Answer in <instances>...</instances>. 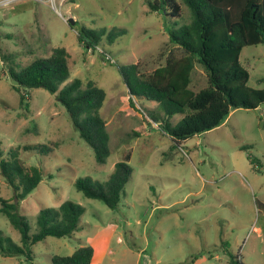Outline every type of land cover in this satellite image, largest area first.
I'll use <instances>...</instances> for the list:
<instances>
[{
    "label": "rangeland",
    "instance_id": "rangeland-1",
    "mask_svg": "<svg viewBox=\"0 0 264 264\" xmlns=\"http://www.w3.org/2000/svg\"><path fill=\"white\" fill-rule=\"evenodd\" d=\"M148 1L0 0L1 149L5 157L18 150L28 167L38 166L45 175L19 212L35 233L41 209L66 201L85 208L82 229L72 238L36 244L33 264H52L54 254L68 256L82 246L94 248L93 264H230L231 256L243 264H264V104L234 110L222 126L180 143L150 118L153 112L165 115L159 103L134 98L132 107L117 64L138 63L151 73L172 48L168 30L191 22L186 5L172 18L151 12ZM83 29L102 35L99 47L79 43ZM114 29L124 35L113 36ZM62 47L69 53V82L94 81L106 91L101 116L111 156L104 165L96 162L56 95L33 90L26 108L10 78L12 63L27 66ZM241 63L250 73L249 87L264 89V44L245 47ZM206 87L207 74L197 64L190 90ZM181 119L175 115L173 126ZM54 143L48 156L23 150ZM128 155L133 173L117 211L76 189L79 178L107 181ZM0 188L1 197L12 201L13 189L1 172ZM0 230L20 244V233L4 215ZM0 264L25 263L0 255Z\"/></svg>",
    "mask_w": 264,
    "mask_h": 264
},
{
    "label": "trees",
    "instance_id": "trees-1",
    "mask_svg": "<svg viewBox=\"0 0 264 264\" xmlns=\"http://www.w3.org/2000/svg\"><path fill=\"white\" fill-rule=\"evenodd\" d=\"M148 4L151 12L172 18L180 17L186 5L191 12V22L168 30L172 48L168 54L161 55L164 62L151 73L143 72L138 63L127 66L116 63L132 107L135 108L134 98L159 103L165 115L153 112L150 118L154 123L160 121L161 131L180 143L222 126L234 110H255L264 104V89L249 87L250 73L241 63L245 47L264 44V0H149ZM112 34L122 36L124 31L114 29ZM112 34L111 44L114 43ZM78 39L89 49L99 47L103 40L101 34L87 29L79 33ZM197 64L207 74L208 87L193 92L190 86ZM8 70L22 105L28 108L26 97L36 89L56 95L80 138L93 149L96 162L107 163L111 156L110 134L101 116L106 91L94 81L85 85L76 78L69 82L71 70L66 48H55L50 56L37 58L27 66L14 62ZM175 115H182L177 126L171 122ZM34 129L36 132L37 128ZM53 146L56 144L27 145L23 150L48 156ZM129 160L130 155L126 161L117 163L105 182L91 177L79 178L75 182L76 189L86 198L102 201L117 211L132 178ZM0 172L14 192L13 200H6L1 197L0 188V215L8 218L21 236L18 244L0 230L2 257H18L25 264H33L36 244L49 237L72 238L82 229L85 208L66 201L58 208L41 209L33 233L19 208L45 179L43 169L28 167L18 150H10L5 157L0 144ZM94 257L92 246H82L68 256L54 254L52 264H93ZM229 259L230 264H243L238 257Z\"/></svg>",
    "mask_w": 264,
    "mask_h": 264
},
{
    "label": "water",
    "instance_id": "water-1",
    "mask_svg": "<svg viewBox=\"0 0 264 264\" xmlns=\"http://www.w3.org/2000/svg\"><path fill=\"white\" fill-rule=\"evenodd\" d=\"M74 24V21L72 20V19H70V21H69V25H73Z\"/></svg>",
    "mask_w": 264,
    "mask_h": 264
},
{
    "label": "crops",
    "instance_id": "crops-1",
    "mask_svg": "<svg viewBox=\"0 0 264 264\" xmlns=\"http://www.w3.org/2000/svg\"><path fill=\"white\" fill-rule=\"evenodd\" d=\"M95 258V257H94Z\"/></svg>",
    "mask_w": 264,
    "mask_h": 264
}]
</instances>
